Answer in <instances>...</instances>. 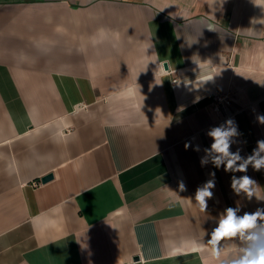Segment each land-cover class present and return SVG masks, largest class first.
I'll use <instances>...</instances> for the list:
<instances>
[{
  "label": "crops",
  "instance_id": "0c3cea01",
  "mask_svg": "<svg viewBox=\"0 0 264 264\" xmlns=\"http://www.w3.org/2000/svg\"><path fill=\"white\" fill-rule=\"evenodd\" d=\"M256 2L0 0V264H219L206 242L224 210L264 209V169L205 152L229 119L230 152L264 140ZM243 175L262 199L234 192Z\"/></svg>",
  "mask_w": 264,
  "mask_h": 264
},
{
  "label": "clouds",
  "instance_id": "9594fccd",
  "mask_svg": "<svg viewBox=\"0 0 264 264\" xmlns=\"http://www.w3.org/2000/svg\"><path fill=\"white\" fill-rule=\"evenodd\" d=\"M257 6L262 7L254 0ZM259 122L264 124V116L258 117ZM207 135L211 137L213 143L210 148L205 149L206 153L214 152L213 163L217 168L222 164L225 171L246 172L251 165L254 170L264 169V140L257 141V147L253 149L251 155L246 158L241 157L239 150L230 152L233 137L238 136V128L232 119L225 122L224 125L212 128ZM189 145L186 144L187 148ZM199 151V147L196 148ZM226 161V162H225ZM242 161V162H241ZM206 157L201 158V164H207ZM214 173L211 176L214 177ZM215 187L214 179L207 181L202 187L198 188L195 193V200L200 209H207V200L212 198L211 189ZM231 188L236 194L245 193L248 199L254 196L256 199H262L258 195V186L256 181L247 175L240 177L232 176ZM180 191H185L186 186L183 182L179 184ZM239 209L228 207L224 210L219 218L217 226L212 230L210 239L206 242L210 248L206 249L208 253L219 260V264H264V209L258 208L253 213L245 212L243 215H237ZM241 241V246L236 247L233 253L225 259H220L222 248L220 242L223 240Z\"/></svg>",
  "mask_w": 264,
  "mask_h": 264
},
{
  "label": "built area",
  "instance_id": "2783aa9c",
  "mask_svg": "<svg viewBox=\"0 0 264 264\" xmlns=\"http://www.w3.org/2000/svg\"><path fill=\"white\" fill-rule=\"evenodd\" d=\"M232 104H233L232 97L229 93L226 94L218 93L215 96L214 110L218 113L224 111L230 113Z\"/></svg>",
  "mask_w": 264,
  "mask_h": 264
},
{
  "label": "water",
  "instance_id": "95a60500",
  "mask_svg": "<svg viewBox=\"0 0 264 264\" xmlns=\"http://www.w3.org/2000/svg\"><path fill=\"white\" fill-rule=\"evenodd\" d=\"M166 67H167V66H166ZM52 178H53V174H48V175L44 176V177L41 179V181H42V182H47V181L51 180Z\"/></svg>",
  "mask_w": 264,
  "mask_h": 264
}]
</instances>
